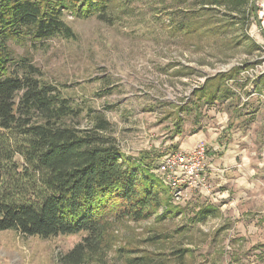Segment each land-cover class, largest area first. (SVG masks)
<instances>
[{
    "label": "rangeland",
    "instance_id": "obj_1",
    "mask_svg": "<svg viewBox=\"0 0 264 264\" xmlns=\"http://www.w3.org/2000/svg\"><path fill=\"white\" fill-rule=\"evenodd\" d=\"M193 6L173 0H117L107 22L65 12L63 20L74 38L8 42L13 58H27L41 79L81 112L75 119L80 127L90 126L95 115L106 119L122 153L132 159L147 156L144 161L153 163L154 174L169 189V204L147 219L110 217L98 246L79 264H128L132 257L152 264H264V139L205 140L210 195L182 189L175 197L157 171L165 153L181 151L179 143L197 129L216 126L220 112L226 111L239 131L250 110L260 108L264 128V89L259 92L258 84L264 74V29L253 12L243 23L217 7L202 12L213 26L205 25L201 36L175 32L174 23ZM228 71L231 78L218 77L215 83L223 97L214 103L198 98L206 78ZM177 118L182 120L178 128ZM5 136L9 139L0 161L8 164L17 139ZM228 150L232 166L216 163ZM13 160L20 171L21 158L15 154ZM168 205L171 212L164 214ZM205 205L213 206L216 215L200 220L198 209ZM85 236L43 238L0 231V264H63L60 258Z\"/></svg>",
    "mask_w": 264,
    "mask_h": 264
},
{
    "label": "trees",
    "instance_id": "obj_2",
    "mask_svg": "<svg viewBox=\"0 0 264 264\" xmlns=\"http://www.w3.org/2000/svg\"><path fill=\"white\" fill-rule=\"evenodd\" d=\"M115 1L0 0V155L7 148L5 134L17 139L12 154L6 157L10 162L0 161L11 178L8 183L0 174V231L43 238L86 232L60 258L63 264H79L85 253L94 251L110 217L139 221L155 215L169 204V189L154 174L153 163L144 161L147 156L132 159L122 153L106 119L95 115L90 126L80 127L75 119L81 112L55 86L44 82L27 58L20 62L13 58L8 42L74 38V31L63 20L65 12L107 22ZM173 1L194 5L174 23V31L187 37H199L205 25L213 26L203 18V11L223 7L243 23L252 12L254 15L251 0ZM211 30L216 31L209 27ZM231 75L219 72L206 78L197 89L198 98L214 103L223 97L216 80ZM258 84L261 92L264 74ZM181 121L177 118V128ZM15 154L22 160L20 171L14 160L11 163ZM169 212L168 205L164 214ZM198 212L200 220L216 215L211 205L199 207ZM128 264L152 262L132 257Z\"/></svg>",
    "mask_w": 264,
    "mask_h": 264
},
{
    "label": "built area",
    "instance_id": "obj_3",
    "mask_svg": "<svg viewBox=\"0 0 264 264\" xmlns=\"http://www.w3.org/2000/svg\"><path fill=\"white\" fill-rule=\"evenodd\" d=\"M251 3L254 21L262 30L264 29V0H251ZM207 160L206 143L200 140L190 149L165 153L158 162L157 171L161 180L174 189L175 197L182 194V189L197 190L210 195Z\"/></svg>",
    "mask_w": 264,
    "mask_h": 264
},
{
    "label": "crops",
    "instance_id": "obj_4",
    "mask_svg": "<svg viewBox=\"0 0 264 264\" xmlns=\"http://www.w3.org/2000/svg\"><path fill=\"white\" fill-rule=\"evenodd\" d=\"M251 114L248 119L244 121V127L239 131L234 128L231 121H228V115L226 111L220 112L215 116L216 126H207L205 130L197 129L191 135L183 138L184 140L179 143L180 150H187L192 148L200 140H212V139H264V131L261 121L262 109H251ZM232 147L231 144L227 145ZM235 155V153H234ZM233 154L230 150L216 160V163L226 162V166H232L231 160H233ZM209 162V159H208Z\"/></svg>",
    "mask_w": 264,
    "mask_h": 264
},
{
    "label": "water",
    "instance_id": "obj_5",
    "mask_svg": "<svg viewBox=\"0 0 264 264\" xmlns=\"http://www.w3.org/2000/svg\"><path fill=\"white\" fill-rule=\"evenodd\" d=\"M254 10H255V7H254Z\"/></svg>",
    "mask_w": 264,
    "mask_h": 264
}]
</instances>
